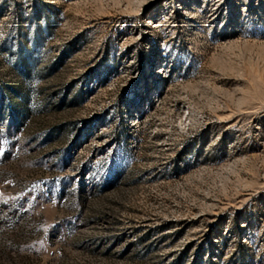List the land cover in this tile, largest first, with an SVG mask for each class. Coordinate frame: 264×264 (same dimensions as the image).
<instances>
[{
    "label": "rangeland",
    "instance_id": "1",
    "mask_svg": "<svg viewBox=\"0 0 264 264\" xmlns=\"http://www.w3.org/2000/svg\"><path fill=\"white\" fill-rule=\"evenodd\" d=\"M0 264H264V0H0Z\"/></svg>",
    "mask_w": 264,
    "mask_h": 264
}]
</instances>
